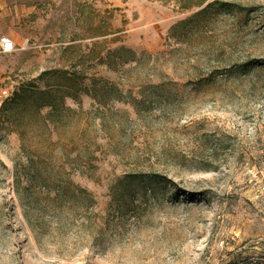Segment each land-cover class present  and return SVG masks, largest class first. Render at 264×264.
<instances>
[{
    "label": "rangeland",
    "instance_id": "obj_1",
    "mask_svg": "<svg viewBox=\"0 0 264 264\" xmlns=\"http://www.w3.org/2000/svg\"><path fill=\"white\" fill-rule=\"evenodd\" d=\"M219 1L0 0V108L84 91L0 120V264H264V0Z\"/></svg>",
    "mask_w": 264,
    "mask_h": 264
},
{
    "label": "trees",
    "instance_id": "obj_2",
    "mask_svg": "<svg viewBox=\"0 0 264 264\" xmlns=\"http://www.w3.org/2000/svg\"><path fill=\"white\" fill-rule=\"evenodd\" d=\"M163 3H173L181 11H190L192 9L203 8L201 11L196 13L190 19L182 21L176 24L172 29H180L184 27L187 23L198 20L205 19L210 17V13L215 6L222 5L225 2L219 0H158ZM114 53L127 54L129 57L126 59L120 58L123 64L132 63L135 60L134 51L121 47L119 50L114 51ZM116 62V61H114ZM64 72V71H63ZM58 76L62 77L61 81L57 83L58 86L46 87L45 89L37 88L33 85L23 87L20 91H15L11 98L4 101L0 108V120H6L9 118L14 111L23 110H36L40 114L41 111L47 110L49 117L61 118L65 116V113L74 112L70 107H67L65 100L67 97H72L74 100L78 99V95L82 94L84 91L81 88V82L79 81L76 75H68L67 72L61 73L57 72ZM93 80L92 88H95V79ZM69 89L68 93L60 95V91L63 89ZM94 92V93H93ZM92 97L96 99L97 95L95 91H92ZM134 106V105H133ZM135 108V107H134ZM29 180V179H28ZM46 185L52 184L50 179H43ZM29 183V182H28ZM30 184H33V181L30 179ZM65 186L57 188L56 197L60 199L64 196Z\"/></svg>",
    "mask_w": 264,
    "mask_h": 264
},
{
    "label": "built area",
    "instance_id": "obj_3",
    "mask_svg": "<svg viewBox=\"0 0 264 264\" xmlns=\"http://www.w3.org/2000/svg\"><path fill=\"white\" fill-rule=\"evenodd\" d=\"M9 44H11L12 47L10 50H6ZM14 51H15V43L11 39L3 38L0 42V55H8V54L13 53ZM2 94L5 96V98H10L13 95V93L12 92L10 93L8 89L3 90ZM259 193L260 195L264 193V187H262L260 191H258V194ZM260 195H257L256 198L258 199Z\"/></svg>",
    "mask_w": 264,
    "mask_h": 264
},
{
    "label": "clouds",
    "instance_id": "obj_4",
    "mask_svg": "<svg viewBox=\"0 0 264 264\" xmlns=\"http://www.w3.org/2000/svg\"><path fill=\"white\" fill-rule=\"evenodd\" d=\"M11 47H12V45H11V44H9V45L7 46V49H6V50H10V49H11Z\"/></svg>",
    "mask_w": 264,
    "mask_h": 264
}]
</instances>
